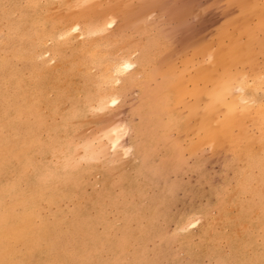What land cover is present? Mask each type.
Returning <instances> with one entry per match:
<instances>
[{"label":"rangeland","instance_id":"obj_1","mask_svg":"<svg viewBox=\"0 0 264 264\" xmlns=\"http://www.w3.org/2000/svg\"><path fill=\"white\" fill-rule=\"evenodd\" d=\"M263 13L0 0V264H261Z\"/></svg>","mask_w":264,"mask_h":264},{"label":"bare ground","instance_id":"obj_2","mask_svg":"<svg viewBox=\"0 0 264 264\" xmlns=\"http://www.w3.org/2000/svg\"><path fill=\"white\" fill-rule=\"evenodd\" d=\"M129 1V0H128ZM247 1V0H246ZM69 4V3H68ZM93 6V5H92ZM56 8V7H55ZM55 11V10H54ZM93 12V11H92ZM264 14V13H263ZM262 14V15H263ZM90 15V14H89ZM262 18V17H261ZM85 19V18H84ZM260 20V19H259ZM264 20V19H263ZM246 25V24H245ZM257 26H259V25H257ZM251 28V27H250ZM254 30H255V28H254ZM263 30V29H262ZM259 31V30H258ZM251 32V31H250ZM254 32V31H253ZM252 32V33H253ZM264 32V31H263ZM252 33H249V34H251L252 35ZM249 36V35H248ZM249 38V37H248ZM252 38V37H251ZM262 38H264V37H262ZM262 38L260 39V44H263L264 42H262L261 43V40H262ZM238 39V38H237ZM257 40H259L258 38H257ZM238 41H239V39H238ZM258 42V41H257ZM234 43V42H233ZM207 44V43H206ZM251 45V44H250ZM264 45V44H263ZM257 46H259V45H257ZM215 48V47H214ZM229 49V48H228ZM250 49V48H249ZM254 49V48H253ZM262 48L260 47V50H261ZM236 50V49H235ZM243 50V49H242ZM258 50V49H257ZM259 50V51H260ZM232 51V50H231ZM251 51V50H250ZM210 52V51H209ZM221 52V51H220ZM229 52V51H228ZM256 52H258V51H256ZM255 53V52H254ZM226 54V53H225ZM241 54V53H240ZM256 54V53H255ZM250 56H251V54H250ZM250 56H248V58L250 57ZM264 57V56H263ZM251 58V57H250ZM243 59V58H242ZM253 60H254V58H253ZM243 61H244V59H243ZM209 62V61H208ZM246 62V61H245ZM254 62V61H253ZM257 62V61H256ZM210 63V62H209ZM240 64V63H239ZM254 64V63H253ZM237 65V64H236ZM244 64H242V66H243ZM209 66V65H208ZM246 66V65H245ZM248 66V65H247ZM193 67V66H192ZM191 69V68H190ZM213 69V68H212ZM222 69V68H221ZM203 70V69H202ZM186 71V70H185ZM204 72V71H203ZM212 72V71H211ZM214 73V72H213ZM218 73H220V72H218ZM205 74H207V73H205ZM240 75V74H239ZM198 76H199V79H200V76H201V74L199 75V73H198V75L196 76L195 75V77H197L198 78ZM203 76V75H202ZM211 76V75H210ZM222 76V75H221ZM241 76V75H240ZM206 77V76H205ZM205 77H204V80H202V79H200V80H202V81H205ZM194 79V77H192L191 76V79ZM207 78V77H206ZM233 78H234V76L230 79V80H232L233 81ZM245 78V77H244ZM214 79V78H213ZM219 79V78H218ZM197 80V79H196ZM208 80V79H207ZM215 80V79H214ZM217 80V79H216ZM215 80V81H216ZM225 79H223V81H224ZM198 81V80H197ZM223 81H220V82H223ZM190 82V81H189ZM195 82V81H194ZM207 82V81H206ZM205 82V83H206ZM202 83V82H201ZM225 83H226V81H225ZM223 84V83H221L222 84V87L221 88H213L212 90H211V92H210V90H209V92H208V94L210 93V98H213L214 100H216V101H218L219 103H223V104H225L226 105V109H228V110H226V112L227 111H229L230 112V114L231 115H229L228 117H230V121L228 120V123L227 122H225V123H227V125H223V124H221V125H223V127L222 128H224V126H225V128L227 127L228 129L231 127L230 125H231V123H232V126H233V124H234V121H235V123H238V120L239 119H237V118H234V113L236 112L235 111V105H234V103H233V101L231 102H227L226 100H225V98H224V96H225V94L226 93H228V91H229V93H230V88H231V85H230V87L228 86L229 84H230V82L228 83V80H227V84ZM192 84V83H191ZM194 84V83H193ZM221 84H219V85H221ZM233 84V83H232ZM197 85V84H196ZM193 86V87H195V88H197L198 89V85L197 86ZM203 86V85H202ZM207 86V85H206ZM245 86H246V84H245ZM191 87V86H190ZM189 87V88H190ZM185 88V87H184ZM187 88V87H186ZM212 88V87H211ZM194 89V88H193ZM202 89V88H201ZM187 90V89H186ZM195 90V92H196V89H194ZM204 90V89H203ZM189 92V91H188ZM192 92V90L190 91V93ZM199 92V91H198ZM193 94V93H192ZM197 94V93H196ZM195 94V95H196ZM245 94V93H244ZM234 96V95H233ZM235 96H237V95H235ZM238 96H240V95H238ZM207 97V96H206ZM235 98V97H234ZM242 98V97H241ZM244 98H246L245 96H244ZM202 100V99H201ZM248 100V99H247ZM225 102V103H224ZM216 104H217V102H215ZM248 106V105H247ZM211 107V106H210ZM239 107V106H238ZM249 107V106H248ZM212 109V108H211ZM248 110V109H247ZM196 111H197V109H196ZM235 111V112H234ZM263 111V110H262ZM239 113V112H238ZM226 114V113H225ZM227 114H228V112H227ZM226 114V115H227ZM197 116V115H196ZM236 116V115H235ZM260 116V115H259ZM226 117V116H225ZM209 119V118H208ZM229 119V118H228ZM233 119H235L234 121H233ZM227 120V119H226ZM237 120V121H236ZM261 121V120H260ZM207 122V121H206ZM231 122V123H230ZM218 123H221V122H218ZM217 123V124H218ZM224 123V124H225ZM239 124V123H238ZM237 124V125H238ZM214 125V124H213ZM220 124H218V126H219ZM206 126V125H205ZM216 128V127H215ZM233 128H234V126H233ZM232 129V128H231ZM220 130V129H219ZM230 130V129H229ZM216 131H218V128H216ZM224 132V131H223ZM217 134V133H216ZM224 133H222V135H223ZM228 134H234V132L233 133H228ZM215 135V134H214ZM219 134H217V136H218ZM241 135V134H240ZM225 137V136H224ZM227 137V136H226ZM231 138L232 137H235V136H233V135H231L230 136ZM230 137H228L229 138V140H230ZM218 138V137H217ZM217 138H215L216 140H217ZM220 138V137H219ZM223 138V137H222ZM239 138V137H238ZM238 138H236L237 140H238ZM234 140V139H233ZM236 140V141H237ZM235 141V140H234ZM236 143V142H235Z\"/></svg>","mask_w":264,"mask_h":264},{"label":"snow or ice","instance_id":"obj_3","mask_svg":"<svg viewBox=\"0 0 264 264\" xmlns=\"http://www.w3.org/2000/svg\"><path fill=\"white\" fill-rule=\"evenodd\" d=\"M108 27H111V25H108ZM126 68L132 67L130 64L125 65ZM112 105H116L118 103V100L113 98L111 100ZM261 104L264 105V98H261ZM2 264H7V262H2ZM261 264H264V261L261 262Z\"/></svg>","mask_w":264,"mask_h":264}]
</instances>
